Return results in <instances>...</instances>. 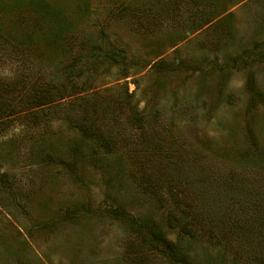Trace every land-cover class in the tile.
Returning a JSON list of instances; mask_svg holds the SVG:
<instances>
[{
	"label": "rangeland",
	"instance_id": "obj_1",
	"mask_svg": "<svg viewBox=\"0 0 264 264\" xmlns=\"http://www.w3.org/2000/svg\"><path fill=\"white\" fill-rule=\"evenodd\" d=\"M72 58L76 108L0 120V264H170L117 209L194 264H264V0H0L2 82L23 94ZM78 106L109 154L63 119Z\"/></svg>",
	"mask_w": 264,
	"mask_h": 264
},
{
	"label": "trees",
	"instance_id": "obj_2",
	"mask_svg": "<svg viewBox=\"0 0 264 264\" xmlns=\"http://www.w3.org/2000/svg\"><path fill=\"white\" fill-rule=\"evenodd\" d=\"M33 30L27 32V43H31L29 38L33 35ZM63 38L57 36L56 32L52 34V37L47 41V45L50 50L60 51L61 41ZM61 40V41H60ZM94 45L91 49V52L95 54L96 51ZM106 54L109 56L108 61H113L114 63L120 64L123 63L125 58L124 56H119L114 52H108ZM80 58H72L66 64L62 66L61 70V80H58L56 76L51 79L42 80L41 78H37V80L33 81L30 87L25 88L24 93L22 94L20 91L16 89V83H12L11 79L4 80L2 82L0 79V120H4L8 118L10 115L23 112L24 114H28V116L33 115L37 118V116L41 113L43 114L47 107L51 105L52 102L59 101L63 98H68L69 95L75 94L76 91H84L85 88L80 82V79L85 75V66L81 67L83 63L78 62ZM98 61V57L96 56L95 62ZM94 64V62H93ZM84 65V64H83ZM87 74V73H86ZM39 79V80H38ZM78 81L80 85L78 86ZM20 92V93H19ZM19 93V94H18ZM18 96V103L16 106L10 103L9 96L12 95ZM18 94V95H17ZM87 96L83 95L80 97H73L72 99L68 98L63 103H58V105L69 104L72 103L71 107H75L76 99L83 100ZM57 103L53 106H57ZM68 107V106H67ZM69 108V107H68ZM76 108V107H75ZM79 112V106L77 107ZM87 110V109H86ZM130 114L129 117L134 116L136 121L141 120V116H137L134 107L132 105L129 106ZM132 112V113H131ZM67 113V114H66ZM66 116L63 117L65 121L68 123L75 124V127L79 129V133L82 138H87L90 140L94 139V147L95 151L102 154H109L111 152L112 140L109 134L104 133L103 131H99L95 126L92 120L87 119L85 110H83V115L80 114L77 116L71 117L69 112H64ZM127 117V119H130ZM141 124V123H140ZM143 124V123H142ZM140 128H142L140 126ZM135 163V161L130 162ZM172 187V186H171ZM174 188H170L168 191L165 188L166 192L172 197H176L177 203L176 207L181 206L182 193L180 189L174 190ZM181 197V198H180ZM175 210V209H174ZM111 214L119 219H123L125 224L128 225L130 230L134 232L139 238L141 243L145 248H150L154 253H160L165 255L170 264H194L189 260L187 254L183 251V249L179 246V244L170 238L167 237L165 231L159 226L158 223L154 222L152 219L136 217L134 215H130L124 210H113ZM175 217V216H174ZM170 220V217H169ZM173 227V225H170ZM183 231H186V225L182 227ZM124 257L123 264H135V261L141 259V255L138 260L137 257H134L135 253L132 255L129 252ZM140 262H138L139 264Z\"/></svg>",
	"mask_w": 264,
	"mask_h": 264
}]
</instances>
